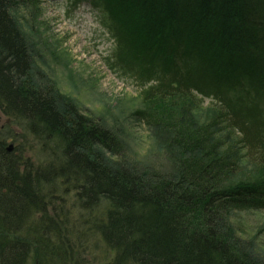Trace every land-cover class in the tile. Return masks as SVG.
Masks as SVG:
<instances>
[{
	"label": "trees",
	"instance_id": "1",
	"mask_svg": "<svg viewBox=\"0 0 264 264\" xmlns=\"http://www.w3.org/2000/svg\"><path fill=\"white\" fill-rule=\"evenodd\" d=\"M93 1L122 71L155 82L153 113L138 112L180 155L170 167L124 160L115 135L36 83L17 0H0V104L63 142L62 175L91 211L74 218L52 166L0 143V264H83L94 241L113 252L106 264H264L231 219L235 204L264 208V173L235 176L242 151L264 169V0ZM196 93L218 102L200 121ZM228 129L240 134L232 150L220 139Z\"/></svg>",
	"mask_w": 264,
	"mask_h": 264
},
{
	"label": "rangeland",
	"instance_id": "2",
	"mask_svg": "<svg viewBox=\"0 0 264 264\" xmlns=\"http://www.w3.org/2000/svg\"><path fill=\"white\" fill-rule=\"evenodd\" d=\"M92 1L17 0L12 14L29 45L32 76L40 86H53L62 106L74 105L83 115L115 135L119 141L115 144L116 149L119 148L124 160L170 167L180 153L170 147L167 149L162 143L160 145L158 128L147 124L138 112L147 110L149 115L153 113L145 101L149 102L146 97L155 82L145 81L144 73L122 71V64L116 62L118 43L115 35L100 17L97 2ZM196 95L193 105L201 109V117L195 112L193 115L200 121L206 111L213 114L211 109L218 102L212 96ZM260 126L264 129V123ZM32 127L18 116L6 113L0 104V143L5 142L9 153L16 151L24 161H32L35 167L52 166L58 180L54 191L59 197H65L68 211L73 217L80 214L88 217L91 211L81 207L77 199L76 178L62 175V165L66 162L63 142L46 132L41 133L39 126ZM220 131V139L228 142L225 147L232 150L240 134L229 129ZM238 154L237 181L260 178L263 167L252 163L245 156L247 151ZM239 157L237 155V159ZM46 180L45 186H50L55 179L47 177ZM66 188L68 192H65ZM57 203L63 205L60 201ZM48 206L53 208L52 204ZM232 209L231 219L242 240L264 260V208L235 204ZM50 211L51 215L54 214L53 209ZM102 211L104 205L100 204L92 212L101 215ZM92 246V250L78 256L79 261L86 259L83 264H106L113 257L105 243L94 241ZM29 264H34V259Z\"/></svg>",
	"mask_w": 264,
	"mask_h": 264
}]
</instances>
